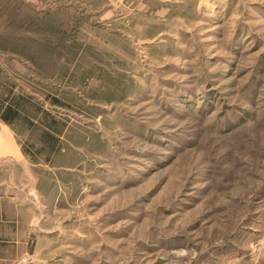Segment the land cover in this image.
Segmentation results:
<instances>
[{"label":"rangeland","instance_id":"1","mask_svg":"<svg viewBox=\"0 0 264 264\" xmlns=\"http://www.w3.org/2000/svg\"><path fill=\"white\" fill-rule=\"evenodd\" d=\"M1 101L0 264H264V0H0Z\"/></svg>","mask_w":264,"mask_h":264},{"label":"crops","instance_id":"2","mask_svg":"<svg viewBox=\"0 0 264 264\" xmlns=\"http://www.w3.org/2000/svg\"><path fill=\"white\" fill-rule=\"evenodd\" d=\"M0 130L2 131L0 135V155L7 156L8 158L20 156V150L9 130L2 126H0Z\"/></svg>","mask_w":264,"mask_h":264},{"label":"trees","instance_id":"3","mask_svg":"<svg viewBox=\"0 0 264 264\" xmlns=\"http://www.w3.org/2000/svg\"><path fill=\"white\" fill-rule=\"evenodd\" d=\"M2 102H0V119L4 123L9 124L17 116V104L13 102L4 104Z\"/></svg>","mask_w":264,"mask_h":264}]
</instances>
